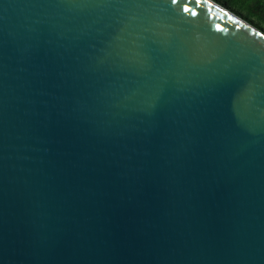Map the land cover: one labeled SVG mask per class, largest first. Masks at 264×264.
I'll return each instance as SVG.
<instances>
[{"label": "water", "instance_id": "1", "mask_svg": "<svg viewBox=\"0 0 264 264\" xmlns=\"http://www.w3.org/2000/svg\"><path fill=\"white\" fill-rule=\"evenodd\" d=\"M0 264H264V30L0 0Z\"/></svg>", "mask_w": 264, "mask_h": 264}, {"label": "trees", "instance_id": "2", "mask_svg": "<svg viewBox=\"0 0 264 264\" xmlns=\"http://www.w3.org/2000/svg\"><path fill=\"white\" fill-rule=\"evenodd\" d=\"M220 1H224L226 4L230 5L231 8H233V10H235L236 12H238L239 14H242L243 16H245L248 20H250L251 22H253L254 24H256L257 26H259L261 29L264 30V27L262 26V23L259 21H255L252 17L243 14V12L241 10H239L238 8H235L236 6H244V5H248V3H252L250 1L252 0H220ZM254 1V0H253ZM255 9L257 8V5H262L264 4V0H257L255 2H253Z\"/></svg>", "mask_w": 264, "mask_h": 264}, {"label": "rangeland", "instance_id": "3", "mask_svg": "<svg viewBox=\"0 0 264 264\" xmlns=\"http://www.w3.org/2000/svg\"><path fill=\"white\" fill-rule=\"evenodd\" d=\"M250 2H252V3H248V5L246 4L244 6H236L235 8H238L239 10H241L243 12V14L252 17L255 21L261 22L262 26L264 27V14H263V12H261L258 9H255L254 4H253V2H254L253 0Z\"/></svg>", "mask_w": 264, "mask_h": 264}, {"label": "flooded vegetation", "instance_id": "4", "mask_svg": "<svg viewBox=\"0 0 264 264\" xmlns=\"http://www.w3.org/2000/svg\"><path fill=\"white\" fill-rule=\"evenodd\" d=\"M220 3H222V4H224V5H226V6H228L229 8H231V6L230 5H228V4H226L224 1H220V0H218ZM255 1H257V0H254V2ZM257 8H258V10H260L261 12H263V14H264V4H262V5H257ZM232 9V8H231ZM235 11V10H234ZM238 13V12H237ZM242 15V14H241ZM245 17V16H244Z\"/></svg>", "mask_w": 264, "mask_h": 264}]
</instances>
